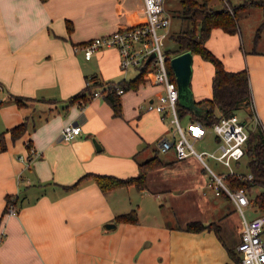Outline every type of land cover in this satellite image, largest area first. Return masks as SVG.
Returning <instances> with one entry per match:
<instances>
[{"label":"crops","instance_id":"obj_1","mask_svg":"<svg viewBox=\"0 0 264 264\" xmlns=\"http://www.w3.org/2000/svg\"><path fill=\"white\" fill-rule=\"evenodd\" d=\"M175 5L177 13L179 0ZM173 16L161 31L164 50L175 46L171 40L165 45L169 30L172 34L189 26ZM174 18L177 31L169 29ZM145 19L143 0H0V133L5 146L0 150V264H238L241 219L229 213L233 204L223 194L214 195L220 198L216 201L203 197L209 175L195 157L177 160L157 148L159 139L171 138L173 132L167 114L146 109L163 93L162 85L142 76L135 89L118 94V115L104 97H89L82 105L68 101L84 90L88 78L105 85L136 77L140 68L121 70L116 48H101L85 59L80 46ZM255 30L244 39L238 20L233 33L213 27L204 45L226 70H247L253 112L264 129V27L256 43ZM183 52L169 56L174 82L170 60ZM213 72L210 62L191 52L189 79L177 105L210 99ZM13 97L21 98V104ZM71 121L79 123L81 132L63 141L60 130ZM22 122L24 133L13 139L9 130ZM213 142L210 150L217 148L214 134ZM154 155L162 165L147 173L143 191L130 185L103 193L91 177L65 188L87 173L135 176L138 162ZM8 196H18L14 214L5 212ZM201 199L212 206V214H204ZM131 210L137 222H115ZM170 211L173 216L167 215ZM193 221L207 227L187 230Z\"/></svg>","mask_w":264,"mask_h":264},{"label":"built area","instance_id":"obj_2","mask_svg":"<svg viewBox=\"0 0 264 264\" xmlns=\"http://www.w3.org/2000/svg\"><path fill=\"white\" fill-rule=\"evenodd\" d=\"M165 0H143L146 19L143 23L117 29L111 33L93 37L81 44L85 59H89L93 52L101 48H116L120 55L119 65L126 71L130 67L140 68L147 63L148 68L143 74L144 79L153 84L163 86V93L157 100L147 104V110H153L159 114H167L172 125V137H162L157 143L161 153L172 152L177 160L189 156L195 157L209 175L207 186L213 190V194H223L233 204L241 219V231L236 251L240 258V264H264V216L254 215L248 217L245 209L249 207V199L245 188L231 189L224 181L227 174L235 175L241 179H251L252 175L235 170L236 162L244 156V146L248 137V120L240 118L237 114L221 116L210 127H205L198 122H188L185 127L180 123L177 112L178 91L175 82L171 79L167 69V54L163 48V33L170 24V14L164 7ZM152 56V57H151ZM151 57V58H150ZM89 78L86 85H89ZM106 88V86H105ZM123 89L115 87V93L121 94ZM106 89L96 88L92 97H104ZM250 106L253 110L251 99ZM254 111V110H253ZM210 130L217 139L215 150H197L194 141L205 135ZM81 132L79 123L71 121L60 130L59 138L69 141ZM30 156H36L33 149H29ZM211 158L228 168L226 172H215L205 161ZM7 214L16 212L15 198H11L5 206ZM0 235V241L2 240Z\"/></svg>","mask_w":264,"mask_h":264},{"label":"trees","instance_id":"obj_3","mask_svg":"<svg viewBox=\"0 0 264 264\" xmlns=\"http://www.w3.org/2000/svg\"><path fill=\"white\" fill-rule=\"evenodd\" d=\"M180 8L177 10V15L188 22V28H180L177 32L169 36V40L174 43V48H165L167 54V69L169 75V56L182 51H190L199 54L204 60L210 62L214 68L211 79L212 97L210 99L193 102L191 105H177L179 118L188 117L189 122H198L205 127H210L213 123L219 120L221 116H230L243 106H249L252 95L249 86V78L246 69L238 71H228L224 68L221 60L211 53L204 45L211 28L219 27L226 32L237 31V15L241 11H246L251 7H260L264 13V0H244L241 3L233 4L225 0L221 2V7L215 9L212 7L210 0H179ZM264 27V21L256 28L253 36V41L259 38L260 31ZM127 27L120 26L118 29ZM67 29H71V25L67 22ZM148 68L145 63L136 77L130 81L106 82L105 85L98 81L95 77L89 78L90 84L86 85L84 90L69 97V103L82 105L89 97H92V92L99 86L106 89L104 98L110 104L113 114H120V102L118 94L115 93V87H120L124 90L135 89L140 82L142 76ZM106 86V88H105ZM101 87V88H102ZM16 104H21V98L13 97ZM254 113V112H253ZM260 123V122H259ZM25 131V123L22 122L12 127L9 132L13 139L20 137ZM248 137L244 146L246 173L252 175L251 179H241L235 175L227 174L224 181L231 189L239 187L245 188L249 199V204L252 208L258 211L264 210V190L259 193H252L254 188L264 189V129L261 125H250L247 122ZM4 133H0V150L4 149ZM242 159L236 162V166L241 164ZM162 162L156 155L149 159L138 162V174L126 178H120L112 175H101L87 173L77 179L71 185L65 186L66 189L78 187L86 178L91 177L98 185L103 193L110 190L134 186L138 191H143L146 188L147 173L154 168L160 167ZM246 173H242L245 175ZM15 198L18 202V196H8L6 203ZM115 222H137L136 212L134 210L128 213L120 214L115 217ZM209 227L218 229V225L210 223ZM201 222L193 221L186 224V229L191 231H200L206 228ZM240 264V259H238Z\"/></svg>","mask_w":264,"mask_h":264},{"label":"rangeland","instance_id":"obj_4","mask_svg":"<svg viewBox=\"0 0 264 264\" xmlns=\"http://www.w3.org/2000/svg\"><path fill=\"white\" fill-rule=\"evenodd\" d=\"M175 1L176 0H171V2H172L171 5L170 4H167V6L165 5V7L168 9L170 15H172V16H173V14L176 13L175 11H176V8H177L176 7L177 4L175 5ZM221 1L225 2V0H221ZM211 4L216 9H218L221 6V4L217 0H212ZM260 17H261V9L260 8L252 9L249 14L247 12H245V11H241V12L238 13L237 20H238V23L240 24V26H241V28L243 30L244 39H246L247 33H252V31L258 27V24L261 23L262 19L260 20ZM186 26H187V22H186V24H183V27H186ZM178 27H179V21H178V19L174 18L172 23H171V25H170V27H169V29L177 31ZM170 34L171 33H170V30H169L168 33H167V37H166L168 39L165 41V45L168 44ZM237 115L240 118L248 120L249 126L250 125H252V126L253 125H258V126L261 125L259 123V120L256 118L255 113H253V110H252L250 105L248 107L246 106V109H245L244 112L240 111V113H237ZM180 123H181V125L183 127H185L186 120L180 117ZM193 145H194L195 149H197V150H203V149L210 150L211 148L214 147L213 133L210 131L206 135L204 141L195 142ZM205 161L217 173L226 172L228 170V168L224 167L222 164L214 161L211 158H205ZM245 161L246 160L242 158V162L241 163L243 165L238 166L239 168L235 167V170H237V171H246L247 169H246V166H245ZM196 163L199 166L201 165L198 160H196ZM157 168H159V167H157ZM157 168H154L153 170H156ZM153 170H151V171H153ZM258 189H260V191L264 190L262 188H258ZM207 192H208V194L203 196V197H205V199L207 198V199H209L211 201H216V200L220 199L219 197L214 196L213 190L211 188H209V191H207ZM252 193H257L255 188L252 189ZM201 202H202V209L204 210V214L205 215L212 214L213 213L212 206L207 204V203H205L202 199H201ZM221 202H223V204H225V205H228V203H226V201H224V200H221ZM198 210H199V208H197L196 210H193V211L196 212ZM245 211H246L248 217H251L252 214L264 216V210L263 211H258V210H255V209L247 208V209H245ZM229 213L230 214H234L233 215L234 219H238L239 213L236 210L230 209ZM169 214L171 216H173V211H170V213H168L167 215L170 216ZM170 218H172V217H170ZM262 236L264 237V230H263Z\"/></svg>","mask_w":264,"mask_h":264},{"label":"water","instance_id":"obj_5","mask_svg":"<svg viewBox=\"0 0 264 264\" xmlns=\"http://www.w3.org/2000/svg\"><path fill=\"white\" fill-rule=\"evenodd\" d=\"M190 62H191V52L190 51H186L179 55H176L172 57L170 60V65H171V68L173 69L174 76H175V82L177 85L179 101L182 100L181 91H184L186 89L187 82L189 79ZM188 105H189V102L186 104V106ZM92 141H93L95 148L99 150L100 147H99L98 142L95 140V138H92ZM114 226H115L114 224L105 225L106 228L114 227Z\"/></svg>","mask_w":264,"mask_h":264}]
</instances>
